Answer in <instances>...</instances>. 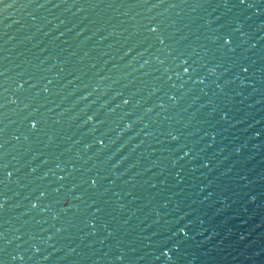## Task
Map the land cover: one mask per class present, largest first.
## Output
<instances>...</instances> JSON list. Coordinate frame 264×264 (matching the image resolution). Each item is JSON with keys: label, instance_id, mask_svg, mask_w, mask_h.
Here are the masks:
<instances>
[{"label": "water", "instance_id": "water-1", "mask_svg": "<svg viewBox=\"0 0 264 264\" xmlns=\"http://www.w3.org/2000/svg\"><path fill=\"white\" fill-rule=\"evenodd\" d=\"M0 264H264V0H0Z\"/></svg>", "mask_w": 264, "mask_h": 264}]
</instances>
